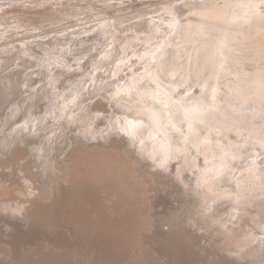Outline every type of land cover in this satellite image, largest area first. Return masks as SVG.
<instances>
[{
  "label": "bare ground",
  "instance_id": "6f19581e",
  "mask_svg": "<svg viewBox=\"0 0 264 264\" xmlns=\"http://www.w3.org/2000/svg\"><path fill=\"white\" fill-rule=\"evenodd\" d=\"M13 1L14 2L10 4L4 2V0H0L1 62L3 59H6L4 58L6 56L2 55L4 53L3 49H7L6 46V48H3L4 44L7 42L12 44V48L9 50L10 52L15 48L17 50L21 47L19 46L21 43L28 51H30H27L26 53L29 57H36L37 54H39L36 53L37 48L47 51L49 55V51H55L53 50V45L57 50L61 47L63 48L58 52L56 50V53H61V55L56 54L59 61L56 64L54 60V63L56 64L54 66L53 61L50 59L51 62H49L48 60L51 56L47 57L48 54L45 55L47 52H44L46 60L42 59L41 61L45 63L44 67L51 68V66H53L51 70L48 69L50 75H47L49 72H45L46 75L49 76V85L44 84L46 81L44 78L45 81L41 82L40 80L45 75L40 71L42 68L37 70L39 67H36L37 69L33 68V70L30 69L29 71V68L25 66L26 70L24 71V76L21 77V80L23 81L21 82L20 76L19 79L13 76V74H21L18 69L13 72L11 69L4 72V69H6L4 68L5 65L3 67V62L0 64V256L2 260H4V263L5 261H7V263L9 261L16 262L17 260L15 261L14 259L18 258V252L19 249H22L21 246L22 244L24 245V240L30 238L29 233L33 231L32 217L30 215V212L32 214V211L30 210L34 209L33 212H36L38 208H36L35 211L34 207L39 206V210L42 212V208H45V203L48 202H55L56 205L55 208H53V212L58 221L55 222V224L57 223L56 225L53 223L54 226L50 224L49 227H51L50 231L52 232L49 233L51 236L46 239L47 244L45 245L47 246L43 245L44 248H42H46L47 252L49 251L48 254L50 251L54 256L56 254V259L58 258L57 255H59L61 259L64 257L69 258L70 256L78 259L79 256H85L88 253H85L87 248L91 247L95 249V241L100 237L102 242L104 241L103 245L105 246H103V249L106 247L107 250H109L114 247L117 250L119 244L115 247V243L121 242L119 240H122L121 237L126 234L125 232L129 233L130 230H132L130 229L134 227L132 224L137 225L138 218L140 219L139 221L142 219L141 224H139L140 226L143 224V227L141 228L151 231V235H149L150 233L148 230L147 232L149 234L143 229L144 232L148 234V237L153 239L148 240V237L144 234L141 235V232L137 229L138 232H140L138 234L141 236L144 235V237L140 239L141 236H139L140 241L136 243V246L133 245L130 249L128 246V252H130L131 249L132 251L130 253L126 251L125 253L126 255L128 253L127 256H131L130 258L143 248H147L146 252L149 256L153 251L160 255L164 249V251H171L174 247L172 244H175L176 241H181L188 246L190 249L189 251L192 250V252H196L198 256L196 253L195 255L205 261L208 259V253L206 252L208 244L205 242V245H202V238H199V235L203 236L204 234L201 230L206 229L207 232L208 225L212 224L214 225L212 230L217 231V225L215 224L217 220H219L221 227H226L228 232L232 225H240L241 228H246L247 226L245 223L248 222V219L247 221H244L246 216L251 217V219H249L254 223H252L253 225L257 226H255L256 228L260 229V232L256 230V228L252 229L250 225V229H252L250 232L248 231L237 235L232 234L233 237H231L230 234H227L229 237V243L226 242V240L224 242L227 243V245L235 244V246H233L235 249L237 245L236 250L228 248V252H231L233 256H237L236 258L243 260L246 255L254 257L253 255L255 254V251L252 252V250L264 246V202H262V200H264V105L260 107L257 104H260V102L262 104V101L264 100V0H223L218 6L213 5L212 0H187L186 2L184 0L185 4H183L185 7L183 8L187 7L189 9L187 10L188 12H186L189 14L186 20L183 18L185 12H182V7L179 6L181 4L175 5L174 2L177 3L175 0H148L149 3H143L148 6L146 8H149V6L152 7L156 3H163L166 9L161 10L162 12L165 11V13L163 12V14H160L158 18H156L157 16H154V18L149 17L150 19H139V17H136V21L133 22L132 20L133 23L130 22L132 24H126L128 25L127 27L122 26L125 24L120 25V15H118L121 11H118L120 6L115 8L116 5L115 3H112L111 0H78L75 1L77 2L76 5L73 2L74 6H70L72 4L71 0H57L55 3H53L54 0ZM136 1L139 2V0ZM213 2H215V0H213ZM135 3V0H131V3L128 0L124 5L130 7ZM179 3H181V0ZM32 5H35L32 7L33 10L28 11L27 8ZM24 6H27V10L24 9L26 10V13L30 14L32 12L31 16L33 18L38 13L48 14V19L46 18V23L48 24H44L45 21L41 23L36 16V21L41 23L40 25L39 23L37 24V22L34 23L35 26L38 25L36 27L37 31L35 30V32L30 34L28 31L24 36L16 35L15 32H12L13 35H10L9 33L8 35L6 33V36L11 37L8 40L7 38L9 37H5L6 40H4L3 33L6 31L8 32V30L11 33V31H18L19 28L22 27H26L29 30L30 26H34L33 24L31 25L32 22L30 23V26L29 22H27L28 25L24 24V18L22 17L27 15L25 12L23 16H20L22 19H17L18 16H15L13 23H11V20H7L10 21L9 23L4 19L9 13L21 10L18 7ZM158 6L159 5H157V7ZM134 8L138 9L140 7L136 8L135 6ZM140 10L142 11V9ZM151 10L153 11V8ZM156 10L158 9H155L154 11ZM138 12L139 9L137 10V13ZM144 13H146L145 10ZM125 14L127 15V13ZM137 15L139 16L141 14H136V16ZM147 15L149 16L150 14ZM82 17L84 18L82 19ZM156 20L159 23H156ZM150 21L154 24L152 27L150 26L151 28H149L148 24ZM91 22H96L97 24L95 23L88 26ZM202 23L205 26L209 25V27H205L204 29V27H201ZM165 24H167L168 29ZM33 29H30V31L32 32ZM129 30L131 32L133 31L132 35H129L130 32L127 33L128 35L126 34V31L128 32ZM20 32L23 31L20 29L18 33L20 34ZM174 32H176V34L172 37ZM100 33L107 36L106 40L108 42H105L104 39L103 43L101 41L102 39L98 41H101L100 44L104 45L105 49L99 48L98 46L95 50V54L93 53L94 55L92 54L94 49L90 51L89 48V52L83 49V51L87 53L81 54L82 52L79 48H85V44V46H89L88 44L92 43L91 39L93 40V38L101 36L102 34L100 35ZM62 39H65L66 42ZM59 41L66 44L63 43L64 46H62L63 44ZM18 42L20 43L17 44ZM54 42H57L58 45L56 46ZM95 42L98 43L97 41ZM183 43L186 45L184 44L185 46H182ZM58 46L59 48H57ZM96 46V44H92V47ZM170 46H173V48L176 47V49H168ZM8 47H10V45ZM97 49L99 50L97 51ZM18 51L19 50H17V52ZM21 51L22 50H20L18 54ZM62 51L64 53H62ZM77 51H79V53L81 52L78 54L81 55V57L75 54ZM175 51L177 53H175ZM5 53H7L6 50ZM178 53L181 55H178ZM13 55H15V53ZM73 55L79 57L75 60L78 63H71L74 61V59H72ZM28 56L24 59L20 57L21 61L26 60L27 62ZM55 58H52V60ZM18 59L19 58H17V60ZM38 59L40 58L38 57ZM46 61L48 62L47 64ZM255 61H257V64ZM224 63L225 65L221 70L218 66H222ZM5 64H7V67L8 63ZM31 64L33 65L34 63L31 61ZM38 64L39 63L37 62V65ZM137 64H140L141 67L143 66L142 68L144 69V72H140L141 67H139V65L137 66ZM250 64L251 66L253 64L256 65L252 66L251 69ZM19 65L20 64L17 66ZM136 66L139 68L137 69ZM29 67H31V65ZM8 68L11 67H7V69ZM14 69L15 68L12 67V70ZM193 70H195L194 73L192 72ZM27 71L29 73H27ZM226 71H228L229 75L234 74L236 77L233 78L235 79L231 78L232 75L229 77ZM42 72H44V70ZM205 73H212L214 75L212 76L213 79L210 84L211 88L214 83L217 82L218 78L221 79L219 80V83H217L218 86L213 87V90L216 89L215 92H217V94H212L216 99V102L213 100L214 103H211L208 100L210 98L207 96L209 93L203 94L205 91L203 92V90H201V85L199 87L200 89L196 88L198 85L197 83H195L196 87L194 85L192 86V81L197 80H193L196 78L195 76L201 78V82L199 80L200 78L198 79L200 84L202 81H205ZM193 74L195 75L194 78H192ZM40 75L43 76L40 78ZM144 75L149 76V78L146 76L147 79ZM165 75L166 78L171 76V78H177V82L181 81L179 84L177 83V85H179L177 87H184L183 84L188 83V79L190 80L191 78V83L187 85L191 86L184 91L180 90L182 93H179V88L174 89L175 91L178 89L177 91L182 97L183 95L186 96V93L190 94L188 92H191V95L188 96L187 99L185 97V100L181 99L182 97L179 95H174L176 93H173L172 91L174 88H172V86H174L172 83L176 84V81H174L173 78L171 80L169 77L171 84H168L169 86L172 85V90L169 86L168 88L167 86L165 87V80L168 81L169 79L161 81ZM207 77L210 76L207 75ZM144 79H147L148 82L151 80L152 84L155 83L153 81H157L155 83L157 86L160 82H164L162 84L164 91L162 90L163 88L161 84L158 89L156 87V89L153 90L155 87L149 85L150 82L148 83L147 81H144ZM228 79L230 82L227 83L226 81ZM206 81L208 82L210 79L208 78ZM187 86L185 85V87ZM194 88L196 89L193 92ZM211 88H207V91L210 92ZM204 89L206 90V88ZM93 93L94 95H92ZM175 98H178L179 102L182 103L181 107L177 106L178 102L177 105L174 104L176 103V101H173ZM70 100L74 103L73 107L70 106ZM250 100L255 102L254 104H257L254 105L255 107L253 108L256 109L258 114H255L251 108L244 107L245 109H243L239 107L238 102L242 105L249 102V105H251ZM222 102L223 104L225 103L224 107L229 105L228 107L230 110L234 109V106H236L235 110L238 111L236 114L239 115L240 112L247 116V121L242 119L244 122L243 125L248 124V127L245 125V127H247V134L244 133V130L242 131L244 126H241V123L238 124L239 121L235 117L234 110H232V112L229 110L223 111L224 107L220 106V103ZM181 103H179V105H181ZM249 105L246 104L248 107ZM23 111L24 116H22L23 118L21 119L25 120L28 117V121L26 120L23 125L16 127L17 123L22 121L21 119H18ZM61 113L62 115L64 114V120ZM181 115H185L186 119ZM80 121H88L89 123L87 122V125L84 124L86 125L85 127H87V129L85 128L86 130L83 129L84 132L81 130V133L77 134V132H79V127L75 133V127L77 126L74 127V125ZM184 122H186L189 127L190 133L188 134V131L185 130L186 127H184V125L186 126V124ZM212 122L217 124L219 122L221 127H223L221 128L220 126L216 127L217 125H211L208 135V130H203L202 128L206 125L208 128ZM201 123H205V125H202L203 127H201ZM68 125H70L71 129L67 127ZM81 126L82 125H80V127ZM34 127L37 128V130L34 129L37 131H34L35 133L32 131V128ZM68 128L71 130L68 134L71 135L72 133V135L67 140L69 136L67 134V132H69ZM81 128H79V130ZM26 130L29 131L26 133ZM178 131H181L182 135L179 134ZM200 131H202V133L207 131V134L205 133L204 136ZM104 132L108 133L105 135ZM198 133L199 135L201 133L202 137L204 136V140L201 135L197 136ZM232 134H235V137L232 136ZM50 135L52 136L50 137ZM48 137L50 138L48 139ZM197 137H200L204 142L200 141ZM109 138L111 139L112 145L110 144L111 147H105ZM225 138L228 140L223 141ZM235 138L238 141L235 140ZM119 140L121 142H119L118 147L122 148H118L120 150L119 156H121V150H123L125 155L122 156H126V159H131V161H126L128 162L127 166L126 164L124 165L126 168L131 164V167L129 168L130 172L128 174L129 178L124 181V183L122 182L123 179L121 180L123 187L120 185L118 186V189L121 187L120 189L123 193L125 192V189L122 190V188L127 189V194L125 193L126 197L121 191H119L120 189L117 190L115 188V193L110 187L102 190H100V188L99 192L97 191V195H91L90 193L83 195L85 187L81 182L78 183L77 179L79 176L75 178L77 176L76 172L81 170L80 165L82 163L88 165V160L90 159L88 156L91 152H96V154H100V156L103 154L102 152H97L96 148H103V150L104 148H113L111 150L114 151L115 149L112 146H116V143ZM108 143H110V141H108ZM120 144H122L124 148L122 145L120 146ZM192 147H195L198 150L197 153H194L195 149L193 150ZM118 149H116L117 152L115 150L116 155L119 153ZM108 152L113 153L111 151ZM248 152L256 154V159L250 163V158L247 157ZM203 155L207 158L205 159V166L201 164V158L204 160V157H202ZM92 157H94V155ZM96 157L98 156L96 155L95 159ZM246 158H249L248 163H245L247 166H244L242 163L244 166L242 167L240 162H243L241 160ZM239 164L241 165L240 167H238ZM175 168H177V170H175ZM103 169L104 167L101 168V170ZM108 169H110L111 172H114L112 171L113 168ZM121 170H123V168ZM83 171L86 173L85 170ZM91 173L93 174V177L94 174H97V172L93 173L92 171H88V174L91 175ZM101 173H103V171H101ZM101 173L99 172V174ZM106 173L110 174V172H105L104 174ZM239 174H241V177L238 178ZM96 176L100 177V175ZM146 176L151 179L148 178L149 181H147V178H145ZM228 176L234 181L232 185H230L231 183ZM90 178L92 179V177ZM160 180H163L164 183L160 182ZM158 181L160 182L159 184L157 183ZM152 182L157 183L158 187H163V184L170 187L174 186L175 188H178V191L180 192L179 194L184 196L181 197L178 194V196H180L177 197L180 199L179 205L171 206L169 212L167 210V212L163 213H161V211L160 213H152L154 214L152 215L153 219H149L151 217V215L150 217L148 215L150 212L149 210L140 213L137 210L138 207L136 209L132 208L133 205L129 207V202L133 200L134 197L130 198L129 202H125L123 199L129 196L130 193L128 192L134 191V186H139V188L143 189V195H145L146 192L147 195H149L148 192L151 193L154 189V187H150L152 188V190L149 189L151 192L149 190L147 191V188H149L148 186H152ZM157 184H155V186ZM238 184L241 186L238 187ZM165 185L164 187H166ZM156 188L157 187H155V192ZM166 188L168 191V187ZM90 189L91 188H89V190ZM93 190H95V187H93ZM166 190L164 188L162 191L166 192ZM71 192L74 194H71ZM117 192L122 193L120 194L121 197H125H122L123 202L120 201ZM175 193L178 192L176 191ZM165 194L167 195V193ZM130 195H132V193ZM172 196L174 197V193ZM153 197L155 198L156 195L151 196L152 199ZM222 198H225L226 200L228 199V202L230 201V207L228 206V209L230 210L231 208V210L227 211V214L225 213L223 216L220 214L222 212L219 211L215 213V210L209 215L205 212L202 216L196 217L198 206L210 211L216 205L219 207L223 205ZM149 199L146 200L145 198L148 203L151 201L149 204L150 206L162 207V204H165L164 201L158 202L160 199L154 203ZM174 200L177 202V199ZM220 201L221 204L219 205L218 203ZM146 203L143 205L145 206ZM135 204L137 205V203ZM224 204L227 203L225 202ZM249 205L256 210L251 211ZM147 207H145V209H147ZM82 208L85 209V211L93 213L92 215L95 217H101V219L105 221L103 224L106 223L103 227L104 229L98 227L99 224H91L90 226L87 224L86 227H81L82 224L86 223L79 221L80 223L78 224L77 222V218L84 217L80 213ZM43 212L46 213L45 211ZM134 214H137L136 217H132ZM11 215L15 216L12 217ZM17 215L22 216L20 217ZM67 215L69 217L71 216L72 219H76V223L73 224V227L72 225L69 226V224H66L68 220L65 223L66 225L60 223V219L62 220V218H64L62 216ZM198 215H200V213H198ZM219 215L220 217L222 216L220 219ZM87 216L89 218V215ZM143 216L144 218L146 216L150 221H144L145 219L143 220ZM19 218H22V224L20 223L21 220L19 222ZM3 219L5 220L3 221V224L5 225H2L1 221ZM90 221L92 220L90 219ZM161 222L163 223V227L166 226L168 229L162 228V225L160 224ZM71 223H73V221ZM40 224L43 223L40 222ZM228 224H232L231 227H227ZM140 226L138 228H140ZM4 228L8 231L7 233L4 232L8 237L7 240L5 239L6 237L3 238L4 235L2 236V231H5ZM46 228L47 227H45V229ZM112 230L116 233V235L114 234L116 236L115 238L119 237L117 232H119L120 235V239L117 242H114V246L113 241L117 239H112L114 236L111 234ZM152 230H155L153 231V235ZM245 230L246 229H244V231ZM35 231H37V229ZM84 231L91 233H85V235H82ZM27 235L29 236L28 238L26 237ZM94 236L97 238H93ZM178 237H181V240L180 238L178 240ZM248 248L249 250H247ZM46 250L41 251L44 252ZM147 250H149L151 254ZM92 251L94 252V250ZM111 251L109 250L110 256H112V254H110ZM164 251L163 253H165ZM189 251V254H193ZM245 251L246 253H244ZM103 252L101 254H103ZM260 252H262V250H260ZM15 253L17 254L12 256V254ZM147 253H143V255ZM44 254H46V252ZM176 255H178V253L172 255V262H176ZM257 255L258 254L256 253L255 257ZM158 257L161 259L160 256ZM65 258L63 259V262L60 260L57 264H65ZM44 259L46 258H43L42 260ZM48 259L50 258L48 257ZM48 259L47 261L50 262ZM108 260L111 261L112 257ZM256 260L258 261V257ZM25 261L27 260H24V262ZM125 261H127V259ZM244 261H246V259ZM36 262L39 263V258ZM165 262L168 264L166 260ZM25 263L27 264L28 262ZM91 263L92 262H90V264Z\"/></svg>",
  "mask_w": 264,
  "mask_h": 264
},
{
  "label": "rangeland",
  "instance_id": "374dc122",
  "mask_svg": "<svg viewBox=\"0 0 264 264\" xmlns=\"http://www.w3.org/2000/svg\"><path fill=\"white\" fill-rule=\"evenodd\" d=\"M24 1V0H23ZM25 1H27V0H25ZM28 1H30V0H28ZM41 1H46V0H41ZM57 0H54V2L53 3H55ZM59 1V0H58ZM61 1V0H60ZM63 1H65V0H63ZM72 1V4L70 5V6H74V4L76 5V3L77 2H75V1H78V0H71ZM112 1V3H115V8H118L119 6V8H118V11H120L119 13L120 14H118V15H120V19H119V21L121 22L120 23V25L121 24H125V25H122V26H124V27H127L128 25H130V24H132L134 21H136V17H139V19H141V18H146V19H150L149 17H151V18H154V16L156 17V18H158V16L160 15V14H163V12L165 13V11H163L162 12V10L161 9H166V7H165V5L162 3V4H160V3H156L154 6H156V7H154V6H149V8H146V7H148L147 5H144L143 3H149V1L148 0H139V2L138 1H136L135 0V4H132L130 7L129 6H127V5H124L125 3H126V1H128V0H111ZM114 1V2H113ZM123 1H125V2H123ZM130 1V3H131V0H129ZM132 1H134V0H132ZM152 1V0H151ZM155 1V0H154ZM171 1H174V0H171ZM177 3H175L174 2V4L175 5H179V4H181V5H179V6H181L182 8H181V11L182 12H185L183 15H184V20H186L187 19V16L189 15L188 13H186V12H188L187 10H189L187 7V9L186 8H183V7H185L184 6V4H185V2L187 1V0H185V2H184V0L182 1L181 0V3H179L180 2V0H175ZM179 1V2H178ZM189 1V0H188ZM192 1H195V0H192ZM211 1V0H210ZM218 1V2H217ZM223 0H215V2H213V0H212V4L213 5H220L221 4V2H222ZM4 2H8V3H10V4H12L14 1L13 0H4ZM73 2H74V4H73ZM118 2V3H117ZM53 3H52V5H53ZM138 3V4H137ZM140 3V4H139ZM184 3V4H183ZM121 4V5H120ZM173 4V5H174ZM157 5H159L158 7H157ZM163 6V8H162V6ZM174 5V6H175ZM30 6V5H29ZM35 6V5H34ZM33 5L31 6V7H29V8H27L28 9V11H31V10H33V8L32 7H34ZM123 8H122V7ZM126 6V7H125ZM136 6V8H138V7H140V8H138L139 9V12L137 13V10L138 9H135L134 7ZM27 7V6H26ZM26 7L24 6V7H18L19 9H21V10H18L17 12H11V13H9V15L7 16V17H3L4 19H6V21L7 20H11L12 22L11 23H13V21H14V17L15 16H18V17H20L21 15L23 16L24 15V12H25V14H27V15H24V17H22V18H24L23 20H24V24L25 25H28V23L27 22H29V26H30V23H31V25L33 24L34 26H28L29 27V30L26 28V27H22V28H19V30L21 29V31H23V32H20V34L18 33V31H11V33H10V31L8 30V32L6 31V32H4L3 34H4V36H3V38H4V40H6L5 39V37L7 38V37H9V36H6L8 33L10 34V35H13V33L12 32H15L16 33V35H19V36H24L25 34H27V32L30 34V33H33V32H35V30L37 29L36 27L38 26V25H36L35 26V24L34 23H36L37 21H36V16L38 17V21H40L41 23L43 22V21H45V23L44 24H48V23H46L47 21H46V18L48 17V14H44V13H42V14H40V13H38V14H36L35 16H34V18L31 16V13L29 14V13H26ZM129 7V8H128ZM120 8H122V9H120ZM132 8V9H131ZM134 8V9H133ZM145 8V9H144ZM153 8V11L151 10ZM17 9V8H16ZM24 9H26V10H24ZM130 9H131V11H130ZM140 9H142V11L140 10ZM150 9V10H149ZM155 9H158V10H156V11H158V12H156V11H154ZM52 10V9H51ZM123 10V11H122ZM132 10H133V12H132ZM144 10H145V12L147 13V14H150L149 16L146 14V13H144ZM183 10H186V11H183ZM197 10H198V8H197ZM21 11V12H20ZM27 11V12H28ZM129 11V12H128ZM136 12V14H141V15H137L136 16V14H135V12ZM151 11V12H150ZM20 12V13H19ZM161 12V13H160ZM125 13H127V15L125 14ZM132 13V14H131ZM143 13V14H142ZM154 13H156V14H154ZM125 14V15H124ZM128 14H130V15H128ZM146 14V15H145ZM123 15V16H122ZM186 15V16H185ZM27 16V17H26ZM42 18H41V17ZM130 16V17H129ZM17 17V19H22L21 17L20 18H18ZM25 17H26V19H25ZM44 17V18H43ZM89 17V16H88ZM125 17H128V18H125ZM27 18H28V20H27ZM41 18V19H40ZM84 17H82V19H83ZM31 19H32V21H31ZM48 19V18H47ZM124 19V20H123ZM126 19V20H125ZM129 19V20H128ZM138 19V18H137ZM26 20V21H25ZM132 20H133V22H132ZM215 20V19H214ZM35 21V22H34ZM89 21V20H88ZM124 21V22H123ZM128 21V22H127ZM158 21H159V19H158ZM157 20H156V23H159ZM7 22H9L10 23V21H7ZM26 22V23H25ZM40 22H37V24L39 23V25L41 24ZM130 22H132V23H130ZM96 22H91V23H89L88 24V26H90V25H93V24H95ZM128 23H130V24H128ZM161 23V22H160ZM49 24H50V22H49ZM97 24V23H96ZM126 24H128V25H126ZM148 24H149V28H151L154 24H153V22H148ZM169 25V24H168ZM204 24L202 23V26L201 27H204V29H205V27H209V25L207 26H203ZM151 26V27H150ZM165 26H166V28L168 27L167 26V24H165ZM35 28V29H33V28ZM25 28V29H24ZM170 28V27H169ZM30 29H33L32 30V32L30 31ZM97 29V28H96ZM168 29V28H167ZM131 30V29H130ZM126 31V34L127 33H129V35H132V33H133V31L131 32V31ZM24 31H25V33H24ZM37 31V30H36ZM96 31V30H95ZM201 32H202V30H201ZM7 33V34H6ZM14 33V34H15ZM95 33V32H94ZM93 33V34H94ZM8 34V35H9ZM102 33H100V35H101ZM175 34H176V32H174L173 33V35H172V37L173 36H175ZM128 35V34H127ZM11 37V36H10ZM10 37L9 38H7V40L8 39H10ZM98 37V38H97ZM97 37H95V38H93V40L91 39V41H92V43H89L88 45L89 46H85L84 45V47L86 48H79V50H81V54H86L87 52H89V48H90V51L91 50H93V52H92V54L94 53L95 54V50H96V48L99 46V48H103V49H105V47H104V45H102V44H100L101 43V41H102V43H103V39H104V41L106 42L107 40V36L105 35H101V36H97ZM102 37V38H101ZM63 38V37H62ZM97 38V39H96ZM95 39V40H94ZM102 39V40H101ZM62 40H64V42H66L65 41V39H62ZM61 40V41H62ZM99 40H101L100 42H98ZM61 41H59V42H61ZM68 41V40H67ZM95 41H97L98 43H96ZM64 42H61L62 44L64 43ZM69 42V41H68ZM67 42V43H68ZM104 42V43H105ZM108 42V41H107ZM20 42H18L17 44H19ZM60 43V44H61ZM109 43H110V41H109ZM186 43V42H185ZM185 43H183L182 44V46L185 44ZM9 43L7 42V43H5L4 44V47L3 48H6L7 47V49H8V51H7V49H5L6 50V52L7 53H5V50L3 49V51H4V53H3V55L2 56H6V57H4V58H6V59H3V63L4 64H2V62L0 61V64H2L3 65V67H4V65H5V67L4 68H6V69H4V72H6V70H9V69H11V71L13 72V71H15L16 69H18V71L21 73L20 75H14L13 74V76H15V78H17V79H19V76H20V80L22 79L21 77L22 76H24V74H25V70H26V67L25 66H27V68H29V71H30V69H32L33 70V68H35V69H37L38 67V69L37 70H39L40 68H42L43 70H44V72H42L43 70L42 69H40V71H41V73L42 74H45L44 76L43 75H40L39 77L41 78V76H43L40 80H41V82H43V81H45L44 82V84H46V85H49L48 84V79H49V76H47V75H50V72H49V70H51L52 69V67L54 66V65H56L57 64V62L59 61L58 59H57V55L56 54H60L61 55V53H56V50L57 49H55L56 47L53 45V50H55V51H49V53H50V55L48 54V52L47 51H43V49L41 50V48H37L36 49V53H39V54H37V56L35 57H29L26 53H27V48L25 47V46H23L21 43L19 44V46H21V47H23V48H21V47H19L17 50H22L19 54H18V52H17V50H16V48L15 49H13V51L12 52H10L9 50H10V48H12V44H9L10 45V47H8L9 45H8ZM54 44L57 46L58 44H57V42H54ZM61 44V45H62ZM64 44H66V43H64ZM64 44L62 45V46H64ZM92 44L93 45H97L96 47H92ZM187 44V43H186ZM185 44V45H186ZM68 45V44H67ZM184 45V46H185ZM6 46V47H5ZM60 46V45H59ZM59 46L57 47V48H59ZM100 46H103V47H100ZM181 46V45H180ZM44 47V46H43ZM177 47H179V46H177ZM26 48V49H25ZM63 47H61L59 50H61ZM65 48V47H64ZM173 48V46H170V48L168 47V49H172ZM175 49H176V47H174ZM173 48V49H174ZM180 48V47H179ZM67 49H68V47H67ZM83 49L85 50V51H87L86 53L83 51ZM172 49V50H173ZM174 49V50H175ZM178 49V48H177ZM1 50H2V48H1ZM15 50H16V52H15ZM25 50V51H24ZM59 50H57V52L59 51ZM99 49H97V51H98ZM24 51V52H23ZM28 52H30V51H28ZM32 52V51H31ZM44 52H47V53H45V55H47V57L48 56H51L50 58H48V60H49V62H51V61H53V63H54V60H55V63L53 64V66H51V68L49 67H44V65H45V63H43V62H41L42 61V59L43 60H46L45 59V55H44ZM51 52H52V54H51ZM61 52V51H60ZM11 53V54H10ZM15 53V55H13V54ZM62 53H64L63 51H62ZM79 53V51H77V53H75V54H77V56H79V57H81V55H78V54H80ZM175 53H177L176 51H175ZM20 54H22V55H20ZM30 54H32V53H30ZM55 54V55H54ZM93 54V55H94ZM28 56V58H27V62H26V60L24 61V60H22L21 61V58L20 57H22V59H24L26 56ZM178 55H181V54H179L178 53ZM8 56V57H7ZM12 56V57H11ZM24 56V57H23ZM41 56V57H40ZM56 58H55V57ZM9 57H10V59L12 60H10L9 59ZM15 57V58H14ZM38 57L40 58V59H38ZM73 58L72 59H74V61H72V59H71V63L72 64H74L73 62H77V61H75L77 58H79V57H75V55H73L72 56ZM100 57H101V55H100ZM17 58H19L18 60H17ZM31 58V59H30ZM33 58V59H32ZM52 58H55V59H53L52 60ZM29 59H30V63H29ZM50 59H51V61H50ZM5 60V61H4ZM34 60H35V62H34ZM16 61V62H15ZM31 61H32V63H34L33 65L31 64ZM12 62H14V63H12ZM17 62H20V63H17ZM23 64H22V63ZM25 62H26V64H28V65H26L25 64ZM37 62L39 63L38 65H37ZM257 61H255V63H256ZM5 63H8V66L7 67H11V68H8L7 69V67H6V65L7 64H5ZM42 63V64H41ZM48 62L46 61V64H47ZM78 63V62H77ZM18 64H20L19 66H17ZM22 64V65H21ZM36 64V65H35ZM71 64V65H72ZM257 64V63H256ZM256 64H253L252 66H254V65H256ZM12 65H14V66H12ZM24 65V66H23ZM31 65V67H29ZM139 65V67H141V65L140 64H137V66ZM225 65V63L224 64H222V66L220 65V66H218L221 70H222V67ZM20 66H23V67H20ZM34 66V67H33ZM137 66H136V68H137ZM250 66H251V64H250ZM252 66H251V69H252ZM0 67H1V65H0ZM12 67H14L15 69L14 70H12ZM18 67V68H17ZM37 67V68H36ZM138 67V68H139ZM143 67V66H142ZM140 68L141 69V71L140 72H144V69L143 68ZM240 67V66H239ZM238 67V68H239ZM20 68H23V69H20ZM92 69H94L95 68V66H94V68L93 67H91ZM137 68V69H138ZM241 68V67H240ZM239 68V69H240ZM245 68V67H244ZM48 70V71H46V70ZM92 69H90V70H92ZM143 69V70H142ZM21 70H23V71H21ZM217 71V70H216ZM10 72V71H9ZM9 72H7V73H9ZM48 73L49 72V74H47L46 75V73ZM193 73L195 72V70H193L192 71ZM27 73H29L28 71H27ZM213 73V72H212ZM212 73H205V77H204V79H205V81L206 80H208V78L210 79V81H208L209 82V85L211 84V81H212V79H213V77L212 76H214ZM226 73H227V75L230 77L232 74H230L229 75V73H228V71H226ZM207 75H209L210 77H207ZM227 75H225L226 77H228ZM147 76V75H146ZM145 75H144V77H146ZM168 76V75H167ZM194 74H193V77L192 78H194ZM46 77H47V79H46ZM148 78H149V76H147ZM146 77V78H147ZM171 78V76H168L167 78H166V75H165V77L161 80V81H164L165 79H168V78ZM196 78H194L193 80H196V81H192L191 80V78H190V80L188 79V83H185V84H183L184 85V87H185V85L187 86L188 84H190L191 83V81H192V86L194 85L195 87H196V84L195 83H197L198 85H197V87L196 88H199L200 87V85L202 86L201 87V90H203V92L205 91V93H203V94H206V93H209L207 96H208V100L212 103H214V101L216 102V99L213 97V95L214 94H217V92H215V90H213V87H217L218 86V84L217 83H219V80H221L220 78H218V80H217V82H215L214 83V85L212 86V88H211V85L209 86L208 85V82L206 81V83H205V81H202V83L200 84V82H201V78L200 77H198V76H195ZM198 77V78H197ZM228 77V78H229ZM233 77H236L234 74L231 76V78H233ZM45 80H44V79ZM147 78V79H148ZM170 78L168 79V81L167 80H165L166 82V84L164 83V82H160V84L162 85L163 83H164V86L166 87L167 86V88H168V86H169V84H171V80H172V78H171V80H170ZM200 78V79H199ZM207 78V79H206ZM43 79V80H42ZM147 79H144V81H147L148 82V80ZM176 79L177 78H173V80L174 81H176ZM198 79L200 80V82L198 81ZM233 79H235V78H233ZM150 80V79H149ZM159 80V79H158ZM160 81V80H159ZM198 81V82H197ZM21 82H23L22 80H21ZM47 82V83H46ZM151 84H150V83ZM148 83H149V85H152L153 87H155V88H153V90L154 89H156V87H157V89L159 88V85L157 86V84L155 85V83L157 82V81H153V82H155L154 84H152V82H151V80L149 81ZM181 81H179V82H177L176 81V84H173L172 83V85H174V86H172V85H170L169 87H170V89L172 90V88H173V93H176V94H174V95H179V96H181L182 97V95H180L179 93L181 92V91H184L185 89H187L188 87H190L191 85H189V86H187V87H177V86H179V85H177V83L179 84ZM227 83L228 82H230L229 81V79L226 81ZM169 83V84H168ZM202 84H204V85H202ZM171 86H172V88H171ZM176 86V87H175ZM206 86V87H205ZM209 86V87H208ZM223 87H224V85H223ZM161 88V87H160ZM163 88V89H162ZM162 90L164 91V87H163V85H162ZM175 88H179V93H178V89L175 91L174 89ZM196 88H194L193 89V92L195 91V89ZM204 88H206V90L204 89ZM209 88H211L210 89V92L209 91H207ZM183 89V90H182ZM200 89V88H199ZM181 90V91H180ZM213 90V91H212ZM207 91V92H206ZM102 92V91H101ZM100 92V93H101ZM87 93V92H86ZM182 93V92H181ZM188 93H190V94H187L186 93V96H184L183 95V97L181 98V99H184L185 100V97H186V99H187V97L188 96H190L191 95V92H188ZM213 94V95H212ZM219 94V93H218ZM5 95V94H4ZM92 95H94V93L92 94ZM202 95V94H201ZM200 95V96H201ZM211 95V96H210ZM6 96H8V95H6ZM202 96H204V95H202ZM201 96V97H202ZM3 97V96H2ZM213 97V98H212ZM219 97H220V95H219ZM197 98V97H196ZM198 98H200V97H198ZM178 98H175L173 101L175 102L176 101V103H174V104H176L177 105V102H178V107H181L182 106V103L181 102H179V99L177 100ZM212 99V100H211ZM4 100V99H3ZM95 100H96V98H95ZM214 100V101H213ZM1 101H2V99H1ZM264 101V100H263ZM262 101V104H261V102H260V104L259 103H257L258 104V106H260V107H262V105H264V102ZM87 102H89V101H87ZM70 106L71 107H73V105H74V103L72 102V100H70ZM179 103H181V105H179ZM239 103V107L240 108H243V109H245V108H251L252 109V111L253 112H255V114H258L257 113V111H256V109L255 108H253V107H255L254 105H257V104H254L255 102H252L251 100H250V103H251V105H249V102H247V103H245V104H241L240 102H238ZM253 103V104H252ZM72 104V105H71ZM221 105L220 106H223L224 107V104H223V102L222 103H220ZM246 104H248L249 105V107L248 106H246ZM227 106V107H226ZM225 107H224V110L223 111H226V110H229V111H231L232 112V110H234L235 111V117L238 119V124L239 123H241L240 125L241 126H244L243 127V129H242V131L244 130L245 132L244 133H246L247 134V127H248V124H245L247 127H245V125H243L244 124V122H243V120L242 119H244V120H246L247 121V116L244 114H241L240 112H239V115L238 114H236V113H238V111L237 110H235L236 109V106H234V109H232V110H230L229 109V105H226ZM245 107V108H244ZM228 108V109H227ZM231 108V107H230ZM23 113H24V111L22 112V115L20 114L19 116H20V118L18 119V120H20L21 118H23L22 116H24L23 115ZM63 113V112H62ZM62 113H61V115H62ZM177 114V113H176ZM175 114V115H176ZM167 115V114H166ZM237 115V116H236ZM241 115V116H240ZM184 119H186V117H185V115H181ZM27 117V116H26ZM241 117V118H240ZM243 117H245V118H243ZM25 118V117H24ZM62 118H63V120H64V114L62 115ZM239 119H241V120H239ZM22 121H19L18 123H17V125H16V127H18V126H21V125H23L25 122H26V120L28 121V117L24 120V119H21ZM88 121H84V122H82V121H80V122H77L78 123V125H77V123H75V125H74V127L75 126H77V127H75L76 128V131H75V133L77 132V128L79 127V128H81L84 124H86ZM165 122V121H164ZM164 122H163V124H164ZM79 123H81V124H79ZM89 123V122H88ZM87 123V124H88ZM185 124H186V122H184ZM183 123V124H184ZM213 123V124H212ZM209 126H208V128H207V125L206 126H204L205 125V123H201V127H203L204 126V128H202L203 130L205 129V130H208V135H209V132H210V127H211V125H217L216 127H218V126H220L221 127V124L218 122V124L217 123H215V122H212ZM20 124V125H19ZM86 124V125H87ZM33 125V124H32ZM80 125H82L81 127H80ZM86 125H84L80 130H79V128H78V131L79 132H77V134H79V133H81V130L84 132V130H86L87 129V127H85ZM203 125V126H202ZM15 127V128H16ZM67 127H69L70 128V125H68ZM184 127H186V131H188L187 132V134L188 133H190V130H189V127H188V125L186 124V126L184 125ZM223 127V126H222ZM221 127V128H222ZM68 128V130H69V132H67V134L68 133H70V129ZM86 128V129H85ZM34 129H36L37 130V128L36 127H34V128H32V131H33V133H35V132H37V131H35ZM67 129V128H66ZM84 129V130H83ZM68 130H66V131H68ZM29 130H26V133L28 132ZM35 131V132H34ZM179 132V134H181V131H178ZM201 133H202V131H200ZM40 133V132H39ZM105 133V132H104ZM108 133V132H107ZM107 133H105V135L107 134ZM177 133V132H176ZM201 133H200V135H201ZM205 133L207 134V131H204V133H202V135H204L205 136ZM69 136H68V138H67V140L71 137V135H72V133H71V135L70 134H68ZM182 135V134H181ZM199 135V133L197 134V136H200ZM202 135H201V137H202ZM52 135H50V137H51ZM204 136L202 137V139L204 140ZM232 136H234L235 137V134L233 135L232 134ZM50 137H48V139L50 138ZM200 141H202V139L200 138V137H197ZM221 138V137H220ZM237 138V137H236ZM235 138V140H237ZM227 141L228 139L227 138H225V139H223V141ZM49 141V140H48ZM108 141H110V143H108ZM194 141H196V140H194ZM238 141V140H237ZM119 142H121L120 140L119 141H117V143H116V146H112V147H114V149L116 150V149H118V148H121V147H118L119 146ZM202 142H204V141H202ZM229 142V141H228ZM49 143V142H48ZM107 144H105V147H111L110 146V144H111V139L109 138V140H107V142H106ZM113 144H115V143H113ZM122 144H124V143H122ZM122 144H120V146L122 145ZM112 145V144H111ZM192 146V145H191ZM122 147H123V145H122ZM124 148V147H123ZM111 149H113V148H104V150H103V148L102 149H99V148H96V150H97V152H102L103 154H101V156L103 157H101L100 156V154H96V152H91V157L94 155V157H90V155L88 156L90 159L88 160L89 162H88V165L85 163V164H81L80 165V169L81 170H79L78 172H76V177L75 178H77L78 176H79V178L77 179V181H78V183H82V185L85 187L84 188V193H83V195H87V193H90L91 195H93V194H95V195H97V193L99 192V189L100 190H102V189H105V188H108V187H110V188H112L111 190H114L115 191V188L117 189V190H119L121 187H123L122 186V184L124 183V181H126L128 178H129V168L131 167V164L130 165H128V167H126L125 168V164H126V166H127V164H128V162H126L127 160L128 161H131V159L129 158H127L126 159V156H122V155H125V152H123V150H121L122 151V154H121V156H119L120 155V150L118 149V155H116V152H117V150H116V152H115V150L113 151V150H111ZM122 149V148H121ZM192 149L195 151H193L194 153H197V149L194 147H192ZM262 149H263V147H262ZM95 150V151H96ZM101 150V151H100ZM103 150V151H102ZM107 150V151H106ZM124 150H126V149H124ZM108 151H111V152H113V153H110V152H108ZM264 151V150H263ZM110 153V154H109ZM250 154V155H249ZM254 154V155H253ZM98 156V157H96V159H95V156ZM211 155V154H210ZM251 155H253V156H251ZM255 153H253V152H248V154H247V157H249V158H246V159H242L241 161H243V162H240V164L242 165V167H244V166H247V164L245 165V163H248V161H249V163L251 162V161H254V159H256V157H255ZM109 156V157H108ZM116 156V157H115ZM119 156V157H118ZM251 156V157H250ZM87 157V158H88ZM121 157V158H120ZM202 157H204V160L205 159H207V158H205V156L203 155ZM189 158V157H188ZM91 159H92V161H91ZM95 159V160H94ZM101 159H102V161H101ZM123 159V160H122ZM202 159V165H204L205 166V162H206V160L204 161L203 160V158H201ZM249 159V160H248ZM264 159V158H263ZM94 160V161H93ZM119 160V161H118ZM246 162H245V161ZM91 161V162H90ZM109 163H108V162ZM122 161V162H121ZM93 162V163H92ZM102 162V163H101ZM106 163V164H105ZM244 164V166H243V164ZM253 163V162H252ZM96 164V165H95ZM99 164V165H98ZM101 164V165H100ZM103 164V165H102ZM115 164V165H114ZM238 165V167H240L241 165ZM86 165H87V168H86ZM117 165V166H116ZM119 165V166H118ZM85 166V167H84ZM124 166V167H123ZM82 167V168H81ZM91 167V168H90ZM104 167V169L103 170H101V168H103ZM96 168V169H95ZM108 168H113L112 169V171H114V172H111L110 171V169H108ZM123 168V170H121ZM106 169H107V171H106ZM119 169H120V171H119ZM77 170V169H76ZM83 170H85L86 171V173L83 171ZM94 170H96V171H94ZM125 170V171H124ZM175 170H177V168H175ZM88 171H92L93 173H95V172H97V174H94V177L92 176L93 174L91 173V175L90 174H88ZM101 171H103V173H101ZM99 172L101 173V174H99ZM105 172H110V174L109 173H106L107 174V176H106V174H104ZM115 172H117V173H115ZM118 172H120V173H118ZM127 172V173H126ZM80 174H81V176H80ZM117 174V175H116ZM121 174V175H120ZM84 175H86V176H84ZM96 175H100V177L99 176H96ZM235 175V174H234ZM233 175V176H234ZM124 176V177H123ZM127 178H126V177ZM90 177H92V179L90 178ZM229 177V176H228ZM227 177V178H228ZM239 177H241V174H239L238 175V178ZM89 178V179H88ZM99 178H100V180H99ZM145 178H147L146 180L147 181H149V179H151L150 177H148V176H146ZM149 178V179H148ZM84 179V180H83ZM123 179V180H122ZM99 180V181H98ZM121 180H122V182H121ZM229 180H230V185H232L233 184V182L234 181H232L231 180V178L229 177ZM85 181V182H84ZM93 181V182H92ZM118 181V182H117ZM232 181V182H231ZM90 182V183H89ZM92 182V183H91ZM117 182V183H116ZM133 182H135V181H133ZM137 182V181H136ZM160 182H163L164 183V181L163 180H160ZM159 181L157 182L158 184L160 183ZM86 183V184H85ZM157 183H153L152 182V186H148L149 188H147V191L150 189V190H152V188H150V187H154V189L152 190V192L151 193H149L148 192V194L149 195H147V192L145 193V195H143L142 194V192L144 191L143 189H141V188H139V186H134L135 188H133L134 189V193L132 192V191H130V192H128V193H132V195H130L129 194V199H128V197L127 198H125L126 197V194H127V189L126 188H122V190H124L125 192L123 193L122 191H121V189L119 190V191H121L124 195H125V197L124 196H122L123 198H125V199H123L122 197H121V195L120 194H122V193H119V192H117L118 193V197L120 198V201L121 202H123V200L126 202V201H130V198H133V200H131L130 202H129V207H131L132 205H133V207L132 208H134V209H136L137 207L139 208H137V210L141 213V212H146V210H149L150 212L148 213V215H149V217H150V215H151V217L149 218L148 216V218L149 219H153V217H152V215H154V214H152V213H155V212H158V213H160V211H161V213H163V212H167V210H168V212H169V209H170V207L171 206H174V205H179V201H180V199H178L177 197H180L181 195L179 194L180 192L178 191V188H175L174 186H172V187H170V186H168V185H165V184H163V187H164V185L166 186V187H168V191L166 190L167 188L166 187H164L165 188V190H166V192L165 191H162V190H164V188L163 187H161V186H159L158 187V184ZM166 183V182H165ZM105 184V185H104ZM108 184V185H107ZM155 184H157L156 186H155ZM88 187H87V186ZM92 185V186H91ZM112 185H114V186H112ZM121 186V187H119V189H118V186ZM154 185V186H153ZM161 185V184H160ZM112 186V187H111ZM238 187H240L241 185L240 184H238L237 185ZM93 187H95V190H93ZM97 187H98V190H97ZM155 187H157L156 188V192H155ZM89 188H91L90 190H89ZM137 188V189H136ZM158 188H159V190H158ZM163 188V189H162ZM172 188V189H171ZM139 189V190H138ZM162 189V190H161ZM87 190V191H86ZM136 190V191H135ZM158 190V191H157ZM89 191V192H88ZM98 191V192H97ZM138 191H139V193H138ZM169 191H171V192H169ZM178 192V193H175V192ZM115 193H116V191H115ZM126 193V194H125ZM138 193V194H137ZM165 193H167V195L165 194ZM174 193V197L172 196V194ZM71 194H74L73 192H71ZM178 194L180 195V196H178ZM137 195V196H136ZM155 196L156 195V197L154 198L153 197V199H155V200H153L152 198H151V196ZM170 195V196H169ZM73 196V195H72ZM132 196V197H131ZM149 198H151V199H149ZM163 196V197H162ZM168 196V197H167ZM182 196H184V195H182ZM181 196V197H182ZM136 197V198H135ZM138 197V198H137ZM140 197V198H139ZM144 197V198H143ZM171 197V198H170ZM145 198H146V200L147 199H149V200H152L153 201V203L155 202V201H157V200H159L160 199V201H158V202H161V201H164L165 202V204H162V207H154V206H150L149 204H150V202L151 201H149V203L145 200ZM123 199V200H122ZM142 199V200H141ZM144 199V200H143ZM165 199H167V200H165ZM174 199H177V202L174 200ZM137 200V201H136ZM140 200V201H139ZM174 200V201H173ZM136 201V202H135ZM222 201L225 203H227V204H224L223 202H222V206H224V207H222V206H218V205H216L214 208H212L210 211H207V210H205L203 207H200V206H198V210H197V215H196V217H198V216H202L203 215V213H205V212H207L206 214H210V213H213V211H215L216 210V212L215 213H217V212H222V213H220L221 215H225V213L227 212V211H230L231 210V208H230V210L228 209V206L230 205V201L228 202V199L226 200L225 198L223 199L222 198ZM127 202V203H128ZM147 202V203H146ZM163 202V203H164ZM167 202V203H166ZM262 202H264V200H262ZM135 203H137V205L135 204ZM141 203V204H140ZM144 203H146V205L144 206L143 204ZM135 204V205H134ZM219 205L221 204V201L218 203ZM45 205H46V207L45 208H42L43 209V211H45L46 213H44L42 210V212H40V210H39V206L38 207H34L35 208V211H36V208H38V210L36 211V212H33L34 211V209L33 210H30V211H32V214H31V212H30V215H31V220H32V225H33V231H31L30 233H29V236H30V238H28L29 236L27 235L26 237L29 239H23L24 241H25V243H24V245L22 244V246H21V248L22 249H19V252H18V258L17 259H14L16 262H14V261H9L8 263L9 264H18V262H19V264H26L25 262H28L27 264H30V262L32 261V259H33V261L31 262V264H35V262H36V260L38 261V258H39V263L38 262H36V264L38 263V264H46V263H48V264H54L55 263V261H56V263L55 264H57V262H60V260H62V262H63V259L65 258H63V259H61V257L59 256V255H57L58 256V258H59V261H58V258L56 259L55 258V256H56V254H55V256H54V254L53 253H51V251H50V253L48 254V252H47V250H46V248L45 249H43L44 248V246L43 245H45V244H47V237H50L51 236V232L52 231H50L51 230V227H49L50 226V224L51 225H53L54 226V224H55V222L56 221H58L57 220V218L55 217V214H54V212H53V208H55V202H48V203H45ZM152 205V204H151ZM166 205H167V207H166ZM139 206H142V207H139ZM148 206V207H147ZM166 208H165V207ZM227 206V207H226ZM250 206V205H249ZM145 207H147V209H145ZM219 207V208H218ZM230 207V206H229ZM251 207V206H250ZM250 207H249V209H250ZM47 208V209H46ZM51 208V209H50ZM168 208V209H167ZM223 208H225V209H223ZM141 209V210H140ZM203 209V210H202ZM218 209V210H217ZM80 210V209H79ZM145 210V211H144ZM222 210V211H221ZM252 210H256L254 207H251V211ZM82 211H85V209H81V211H80V213H81V215L82 216H84L83 218H77V222H78V224L80 223V222H82V223H84V222H86V223H84V224H82L81 225V227H86L87 226V224L90 226L91 224H96V225H98V227H101V228H103L104 227V225H106V223L105 224H103V222H105L103 219H101V217L100 218H98V217H95L94 215H92L93 213H91L90 211H85V212H82ZM51 212V213H50ZM43 213V214H42ZM90 213V214H89ZM198 213H200V215H198ZM228 213V212H227ZM226 213V214H227ZM40 215H42V216H40ZM87 215H89V218H88V216ZM136 215L137 214H134V216H132V217H136ZM12 217H14L15 215H11ZM10 216V217H11ZM17 216H20V215H17ZM22 216V215H21ZM20 216V217H21ZM45 216V217H44ZM68 216V215H67ZM67 216H62V217H64V218H62V220L60 219V223H62V225H68L69 224V226H71L72 225V227L74 226L73 224L74 223H76V219L75 218H71V216L69 217H67ZM7 217V216H6ZM38 217V218H37ZM41 217V218H40ZM67 217V218H66ZM91 217V218H90ZM222 217V216H221ZM220 217V215H219V219L221 218ZM8 218V217H7ZM6 218V219H7ZM251 219V217H245V219H244V221L246 220L247 221V219H248V222H246L245 223V225L247 226H245L246 228H241L240 227V225H232V227H231V225L230 224H228V226L227 227H231V229L229 230V232H228V230L226 229V227H224V226H220V223H219V220H217L216 222H215V224L217 225L216 226V229H217V231H213L212 229H213V227H214V225H212V224H209L208 225V231L206 232V229H203V230H201L202 231V233L204 234L203 236H200L199 235V238H202L201 239V242H202V245L204 246L205 245V242H207V244H208V249H207V253H208V259L207 260H205L204 261V259L202 260V258L200 259V257L198 258L197 256V253L196 252H192V250L191 251H189L190 249L188 248V246H186V244H184L183 242H179V241H176L175 242V244L173 243L172 245L174 246H171V247H173L172 249H171V251H164L165 253H163V251H162V253H163V255H162V253L160 254V255H158L156 252H154L153 251V253L151 254V252L149 251V250H147L151 255L149 256L148 255V253L146 252V249L147 248H143V249H141L136 255H134V256H136V257H132V258H130L131 256H127L128 255V253H130L131 251H132V249L130 250V252H128L129 251V249L131 248V246H136V243L138 242V241H140V239L141 238H143L144 237V235L145 236H147L148 237V234L149 235H151V231H149L148 229H144L145 231H146V233H148V234H146L145 232H144V230L141 228V227H143V224L140 226L139 224H141V222H142V219H141V221H139L140 219H138L137 218V225H134V224H132L134 227H132V228H130V229H132V230H130V232L128 233V232H125L126 234H124V236L123 237H121L122 238V240L120 239V235H119V232H117L118 234V238H115L116 236V233L114 232V230H112V232H111V234H115L113 237H112V239L114 240V239H117V240H114L113 241V246H114V242H117L119 239V241H121V242H119V243H115V247H117L118 245L117 244H119V247H117L118 249L116 250L112 245V249L110 248L109 250L111 251V253L110 254H112V256H110L109 255V250H107V248L106 247H104V249H103V246H105V245H103L104 244V241L102 242V239H101V237L99 238V236L97 235V237L99 238V239H101V240H97V241H95V239L97 238L96 236H94L93 238H95L94 239V241L96 242L95 244V249H93V248H91V247H89V248H87V250L85 251V253H87V255H83V256H79L78 257V259H75L73 256L71 257H67V258H65V260L64 261H66L65 262V264H90V262H92L91 264H113V263H116V264H167L166 262H165V260L168 262V264H233V263H235V264H248V263H251V264H264V246L262 247V246H260V248L258 249V248H256L255 250H252V252L253 251H255L254 253V257H255V255H256V253L258 254L255 258L254 257H251V255L249 256V255H246V254H244V253H246V251L243 253L244 255H246V256H249V257H246V256H244V259L243 260H240V259H238V258H236L237 256H233V254H231V252H228V250L229 249H232V250H236L237 249V245H236V249H235V247H233V246H235V244H233V245H227V243H225L224 241L226 240V242H228L229 243V237H228V235L227 234H230L231 235V237H233V235H237V234H241V233H244V232H250V230H252L253 228H256L257 226L256 225H253L254 223L250 220ZM22 218H19V222H20V220H21ZM56 219V220H55ZM79 219V220H78ZM80 219H83V220H80ZM89 219V220H88ZM90 219L92 220V221H90ZM136 219V218H135ZM145 219V220H144ZM149 219H147L146 218V216H145V218H144V216H143V220L144 221H146V220H148V221H150ZM9 220V219H8ZM44 220V221H43ZM67 220H68V222H67ZM96 220V221H95ZM98 220V221H97ZM100 220V221H99ZM251 221V223H250V221ZM3 221H5L4 219L1 221L2 222V225H5V224H3L4 222ZM38 221V222H37ZM63 221V222H62ZM70 221V222H69ZM73 221V223H71ZM75 221V222H74ZM80 221V222H79ZM90 223H89V222ZM143 221V222H144ZM7 222V221H6ZM33 222H35V223H33ZM40 222L41 223H43V224H40ZM67 222V223H66ZM88 222V223H87ZM93 222H95V223H93ZM98 222V223H97ZM100 222V223H99ZM102 222V223H101ZM21 224L23 223V221L21 220V222H20ZM47 223V224H46ZM54 223V224H53ZM66 223V224H65ZM250 223V224H249ZM253 223V224H252ZM57 224V223H56ZM55 224V225H56ZM108 224V223H107ZM161 225H162V228H164V229H168V227H163V223L161 222L160 223ZM159 224V225H160ZM205 224V223H204ZM203 224V225H204ZM103 225V226H102ZM140 226V228H138L139 226ZM158 225V226H159ZM160 225V226H161ZM210 225H211V227H210ZM219 225V226H218ZM250 225H251V228L252 229H250ZM35 226V227H34ZM52 226V227H53ZM131 226V225H130ZM234 226V227H233ZM239 226V227H238ZM249 226V227H248ZM256 226V227H255ZM5 227V226H4ZM22 227H24V226H22ZM45 227H47L46 229H45ZM220 227V228H219ZM161 228V227H160ZM247 228H248V230H247ZM3 229V228H2ZM37 229V231H35V230ZM49 229V230H48ZM104 229V228H103ZM141 232H138V230ZM238 231H237V230ZM241 231H240V230ZM244 229H246L245 231H244ZM4 230L5 231H2L3 232V234H2V236H3V238H5L6 240L8 239V237L6 236V233L8 232V231H6V228H4ZM46 230V231H45ZM143 232H142V231ZM147 230H148V232H147ZM222 230V231H221ZM227 230V231H226ZM235 230V231H234ZM256 230H258L259 232H260V229H258V228H256ZM153 231H155V230H152V235L154 234L153 233ZM226 231V232H225ZM234 231V232H233ZM4 232H6V233H4ZM41 232V233H40ZM43 232V233H42ZM50 232V233H49ZM233 232V233H232ZM237 232H240V233H237ZM85 233L86 234H88V233H91V232H88V231H84L83 233H82V235H85ZM128 233V234H127ZM138 233H140L141 235L142 234H144L143 236H141L140 234H138ZM226 233V234H225ZM46 234V235H45ZM132 234V235H131ZM138 234V235H137ZM233 234V235H232ZM39 235V236H38ZM91 235V234H90ZM127 235V236H126ZM33 236V237H32ZM41 236V237H40ZM46 236V237H45ZM130 236H131V238H130ZM136 236V237H135ZM139 236H141L140 237V239H139ZM129 237V238H128ZM228 237V238H227ZM41 238V239H40ZM53 238V237H52ZM126 240H125V239ZM135 238V239H134ZM179 238H180V240H181V237H178V240H179ZM225 238H227V239H225ZM32 239V240H31ZM51 239V238H50ZM139 239V240H138ZM148 240L150 239V240H152L153 238H147ZM38 240V241H37ZM130 240V241H129ZM147 240V241H148ZM31 241H32V243H31ZM43 241V242H42ZM102 242V243H100V242ZM182 241H183V239H182ZM26 242H28V243H26ZM135 242V243H134ZM179 242V243H178ZM100 243V244H99ZM121 243V244H120ZM124 243V244H123ZM133 243V244H132ZM178 243V244H177ZM182 245H181V244ZM33 244H35V245H33ZM132 244V245H131ZM176 244H177V246H176ZM99 245V246H98ZM253 245V244H252ZM0 246H1V244H0ZM2 246H3V244H2ZM45 246H47V245H45ZM126 246H127V248H126ZM128 246H129V249H128ZM176 246V247H175ZM232 246V247H231ZM257 246V245H256ZM43 247V248H42ZM101 247V248H100ZM165 247H167V246H165ZM231 247V248H230ZM3 248V247H2ZM1 248V249H2ZM25 248V249H24ZM90 248H91V250H90ZM106 248V249H105ZM229 248V249H228ZM24 249V250H23ZM89 249V250H88ZM114 249H115V253H114ZM178 249V250H177ZM36 250V251H35ZM43 250H46V251H44V252H42ZM49 250H50V248H49ZM92 250H94V252L92 251ZM104 252H103V251ZM107 250V251H106ZM125 250V251H124ZM190 252V253H193V254H189L188 253V251ZM247 250H249V248L247 249ZM260 250H262V252H260ZM41 251V252H40ZM103 252V254H101L102 252ZM128 252L127 253V255H126V253L125 252ZM143 251V252H142ZM258 251V252H257ZM21 252V253H20ZM40 252V253H39ZM46 252V254H44ZM52 252H54V251H52ZM101 252V253H100ZM106 252V253H105ZM108 252V253H107ZM119 254H118V253ZM20 253V254H19ZM40 254V255H38V254ZM115 255H114V254ZM142 253V254H141ZM143 253H147V254H144L143 255ZM177 254L178 253V255H176V262L175 261H173L172 262V255L173 254ZM195 253H196V255H195ZM263 255H262V254ZM5 254V253H4ZM17 253H15V254H12V256L14 255H16ZM26 254V255H25ZM28 254V255H27ZM41 254H43V255H41ZM48 254V255H47ZM90 254V255H89ZM97 254H99V255H97ZM107 254V255H106ZM118 254V255H117ZM242 254V255H243ZM261 254V255H260ZM32 255H34V256H31ZM51 255H52V257H51ZM117 255V256H116ZM152 255H153V257H152ZM160 256V258L161 259H159V257L158 256ZM24 258V260H27V261H25L24 262V260H23V258ZM25 256H26V258L27 257H29V258H25ZM36 256V257H35ZM46 256V257H45ZM100 256V257H99ZM102 256V257H101ZM112 257V260L110 261V260H108L110 257ZM144 256V257H143ZM147 256H149V257H146ZM162 256V257H161ZM261 256V257H260ZM48 257L50 258V259H48ZM81 257V258H80ZM83 257V258H82ZM90 257H91V259H90ZM97 257H98V259H97ZM104 257V258H103ZM117 257V258H116ZM129 257V258H128ZM257 257H258V261L256 260L257 259ZM260 257V258H259ZM32 258V259H31ZM43 258H46V259H44V260H42ZM108 258V259H107ZM115 259V261H114V259ZM122 258H123V261H122ZM248 258V259H247ZM254 258V259H253ZM21 259V260H20ZM47 259L50 261V262H48L47 261ZM104 259V260H103ZM127 259V261H125ZM131 259H132V261H131ZM246 259V261H244ZM2 258H1V256H0V263H4V260H2ZM23 260V261H22ZM28 260H30V261H28ZM43 262H42V261ZM84 260V261H83ZM86 260V261H85ZM100 260V261H99ZM108 260V261H107ZM235 262H234V261ZM237 260V261H236ZM251 260V261H250ZM254 260V261H253ZM22 261V262H21ZM110 261V262H109ZM114 261V262H113ZM125 261V262H124ZM239 261V262H238ZM241 261H243V262H241ZM34 262V263H33ZM100 262V263H99ZM113 262V263H112ZM175 262V263H174ZM252 262H254V263H252ZM261 262V263H260ZM7 263V261H5V263L4 264H8Z\"/></svg>",
  "mask_w": 264,
  "mask_h": 264
}]
</instances>
